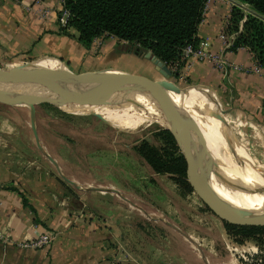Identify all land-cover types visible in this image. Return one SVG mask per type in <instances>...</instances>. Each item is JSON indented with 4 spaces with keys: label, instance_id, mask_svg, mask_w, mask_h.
Here are the masks:
<instances>
[{
    "label": "rangeland",
    "instance_id": "1",
    "mask_svg": "<svg viewBox=\"0 0 264 264\" xmlns=\"http://www.w3.org/2000/svg\"><path fill=\"white\" fill-rule=\"evenodd\" d=\"M231 3L233 5L232 1ZM106 38L107 43H119L115 38L104 36L95 40L93 47L100 46ZM144 59H146L144 55L141 56V60L144 61ZM52 60L67 67L76 75L101 69L107 76L117 81L128 80L125 75H119L120 72L135 79L139 78L142 82L163 79L157 72L148 73L143 71V68L135 72L134 56L107 64L96 62L97 64L93 65L81 61L74 64L63 59ZM37 63L38 61L31 63L25 61L19 64L0 62V70L9 71L17 67L37 66ZM51 71L60 70L43 69L35 75H44ZM108 71H115L118 74ZM178 72L172 73L168 79L169 83L180 89L187 90L193 87L210 90L219 102V109L227 117L225 126L231 131H229L230 137H224L219 154L231 163L240 165L242 172L253 173L264 187L262 134L249 123L247 117L237 114V111L234 112L233 106L227 104L210 87L191 84L183 71L180 73L182 78L179 77ZM20 81L11 83H20ZM25 81V83L28 82ZM0 108L15 127L11 139L13 144L21 148L29 158L40 160L55 173L60 174L58 170L60 169L62 173L69 176L68 179L73 178L83 182L80 186L82 190L103 191L104 196L110 199L109 202L112 204H119L117 195L123 199L121 201L122 216H125V220L138 225L135 227V239L132 238L131 241L140 251L152 253V263L253 264L249 255L257 253L256 242L246 240L238 244L228 236L225 227L231 223L230 219L216 213L209 206L202 195L199 180L189 181L188 190L181 189L168 175L155 174L154 182L149 180L151 169L131 147L142 139L157 143L152 133L169 129L164 118L153 120L142 117L135 111L137 107H131L129 104L116 110H96L95 113L91 112L94 110L87 109L73 110L87 113L78 114L70 111L72 109L60 107L55 102H45L35 106L33 117L28 107L12 106L9 110L6 105ZM196 119L197 125L207 139L209 127L207 128L206 120L197 115ZM216 120L217 118L212 121L211 126L218 125ZM32 125L35 126L41 149L38 147ZM224 129V126L218 127V131ZM180 136L182 141L178 142L177 146L181 154L185 155L188 148L197 149L186 137ZM232 142L239 143L237 153ZM215 143L216 140L213 145L211 143V152L216 150ZM226 169L228 170V166ZM88 182L89 185L86 186ZM210 184L219 199L228 207L238 209L236 203L234 204L230 199L231 197L238 203L230 189H226L225 185L220 186L213 180ZM73 189L75 190L74 199H76L79 192ZM135 207L143 208L147 216L142 211L140 213L135 210ZM140 229L145 234L140 233ZM144 236L149 246L143 244ZM129 245H131L130 242Z\"/></svg>",
    "mask_w": 264,
    "mask_h": 264
},
{
    "label": "crops",
    "instance_id": "2",
    "mask_svg": "<svg viewBox=\"0 0 264 264\" xmlns=\"http://www.w3.org/2000/svg\"><path fill=\"white\" fill-rule=\"evenodd\" d=\"M206 5L197 37L210 41L213 51H220L223 45L217 35L228 24L232 3L208 0ZM61 9L62 0H0V62L38 61V67L63 71L52 59L93 65L134 56L135 72L140 68L156 72L149 59L141 60L119 41L110 44L106 38L100 46L85 48L77 31L61 24ZM227 35L233 44L235 34ZM226 56L244 67L255 63L246 47L230 49ZM185 65L168 67L172 73L183 71L191 84L210 87L234 112L247 117L264 138V75L232 69L223 73L208 61L193 60ZM2 111L0 108V227L13 240L32 239L43 232H51L54 238L41 249H22L0 241V264H154L151 252L129 248L122 238V225L133 224L122 216L123 199L116 194L120 202L112 204L101 190L92 191L95 195L77 189L40 160L29 158L13 144L15 127ZM73 188L79 192L77 199ZM142 209L135 207L147 216Z\"/></svg>",
    "mask_w": 264,
    "mask_h": 264
},
{
    "label": "trees",
    "instance_id": "3",
    "mask_svg": "<svg viewBox=\"0 0 264 264\" xmlns=\"http://www.w3.org/2000/svg\"><path fill=\"white\" fill-rule=\"evenodd\" d=\"M207 1L62 0V9L68 11L65 27L74 28L78 41L87 49L96 38L113 36L138 56L149 51L166 65L181 66L185 62L183 48L199 41L197 31ZM236 1L248 11L236 4L231 6L225 27L227 34H235L231 49L248 48L256 62L264 66V0ZM152 136L157 143L142 139L132 145V150L149 166L152 174L168 175L181 189L188 190L189 181L195 179L199 171L196 151L188 148L185 155L181 154L177 144L182 138L174 129L154 131ZM150 177L154 182L153 175ZM230 222L225 227L228 236L238 244L254 240L258 251L249 255V259L253 264H264V224L246 219ZM136 226L122 225V238L129 248L134 246L131 240L135 239ZM144 238L143 244L147 245Z\"/></svg>",
    "mask_w": 264,
    "mask_h": 264
},
{
    "label": "bare ground",
    "instance_id": "4",
    "mask_svg": "<svg viewBox=\"0 0 264 264\" xmlns=\"http://www.w3.org/2000/svg\"><path fill=\"white\" fill-rule=\"evenodd\" d=\"M60 71H51L44 75H28L26 78L22 79L20 83H3L0 81V90L13 94L21 93L27 90L35 91L38 90L41 85L49 81L67 76L66 72ZM108 72L114 74L117 73L115 71ZM103 73L105 74V72ZM119 75H125L128 77V80H122L121 82L128 84L138 83V79H135L128 74L120 72ZM25 80L28 82L25 83ZM98 88L99 86L97 83L88 81L77 85L59 95H54L51 99V102H55L60 107L67 108L69 110L72 109L70 111L87 109L94 110L91 111L94 113L96 110H116L119 107H125V104H129L131 107H137L135 111L138 115L153 120L163 118V116L159 115L157 111L160 108L179 109L183 113L190 114L196 123V115L204 118L207 122V128L209 127L207 143L211 153L210 181L213 180L220 186L224 187L225 185L226 189H230L235 195L234 198L238 200V203L235 201V199H232L231 197L230 199L234 204L236 203V206L239 210L250 211L253 214L264 213V194L257 193L260 191L264 192V187L254 177L253 173L250 174L242 172L240 165L238 166L234 163H231L221 156V154H219L221 145H223L224 142V137L229 138L231 131L229 128H226L225 121L227 117L219 109V102L217 101L214 94L210 92V90L192 87L187 89L185 93H175L164 89L162 86H159L155 87L153 90H141L139 92L132 89L129 91V94L122 92V95L134 98L143 105L137 106L134 103L126 101L123 96H121V94L111 97L101 95ZM73 112L78 114H87L80 111ZM215 118H217L216 121L218 122V125L211 126L212 121ZM223 126L225 129L223 131H218V127ZM186 137L194 144V146H196V148L199 147L198 130L193 129L188 131ZM215 140L216 150L211 152V143L213 145ZM238 144L237 142L236 144L233 143L236 153ZM195 151L198 155L197 149ZM227 166L228 170L226 169Z\"/></svg>",
    "mask_w": 264,
    "mask_h": 264
},
{
    "label": "water",
    "instance_id": "5",
    "mask_svg": "<svg viewBox=\"0 0 264 264\" xmlns=\"http://www.w3.org/2000/svg\"><path fill=\"white\" fill-rule=\"evenodd\" d=\"M144 58L149 59L153 65V69L163 77V79L150 82H142L138 79L137 84H128L121 81H117L106 74L102 70L88 71L79 75L72 73L67 67L61 65V69L67 73L66 77L55 79L49 81L43 85L38 90H27L21 93H7L0 90V103L10 105V106H24L30 109L32 117L35 114V106L45 102H51V99L54 95H59L67 90L72 89L73 87L80 85L82 83L91 81L95 82L99 86V93L105 96H115L120 95L123 98L131 103H134L137 106H143L141 103L136 101L134 98L127 97L122 95V92L129 94V91L134 89L139 92L141 90H153L155 87L162 86L168 91L175 93H185L186 89H180L175 85L169 83L168 79L172 75L171 69L163 63L161 60L154 57L151 52L147 51L144 54ZM43 68L38 66H25L17 67L9 71L0 70V81L3 83H11L17 80H22L28 75H33L39 71H42ZM159 115H162L163 118L168 123L169 129L176 130L180 135L186 137L188 131L196 129L199 131V147L197 148L198 152V165L199 171L198 175L193 180H199L200 186L202 189V195L209 206L218 214L227 217L230 219H246L259 224H264V213L253 214L250 211H244L239 209H233L228 207L221 199H219L211 187L210 184V168H211V153L208 148V143L205 135L197 125L194 118L188 114L183 113L176 108H160L157 110ZM32 130L34 136L38 142V147L41 149L39 143V138L35 130V126L32 125ZM187 139V137H186ZM188 140V139H187ZM189 141V140H188ZM188 150V149H187ZM196 150V149H195ZM51 162L54 161L49 158ZM60 175L62 178L75 186L77 189H81L80 185H77L75 182L69 180L61 171ZM258 194H264L263 191L257 192ZM190 239L189 237H187ZM191 240V239H190ZM192 241V240H191ZM196 245V244H195ZM198 247V245H196ZM203 254L201 253V256ZM203 259L205 258L202 256Z\"/></svg>",
    "mask_w": 264,
    "mask_h": 264
},
{
    "label": "built area",
    "instance_id": "6",
    "mask_svg": "<svg viewBox=\"0 0 264 264\" xmlns=\"http://www.w3.org/2000/svg\"><path fill=\"white\" fill-rule=\"evenodd\" d=\"M231 1L233 2V4H236L240 6L241 8H243L244 10H247L245 5L240 4L235 0H231ZM206 9H207V5H205L204 12H203L204 14L206 12ZM60 13H61L60 22L63 26H65L67 18H68V11L61 9ZM45 15H47V12H45ZM108 37L115 38L113 36H108ZM217 38L222 42V45H223V48L220 51H213L211 48L210 41L208 40H200L195 45L193 44L186 45L182 50V57L186 63L185 66H187V63L193 60L208 61L216 69H218L219 71L223 73L227 72L228 69H232V70H244L247 73H253L257 75H264V66L258 64L255 59H254L255 63H253V65L249 67H244V66L235 64L234 62H230L227 59L226 52L231 49L232 44L229 40V35H227L225 30H222L217 35ZM119 42L123 43L122 41H119ZM180 73L181 72L179 71L178 72L179 77L182 78ZM53 238L54 236L51 232H43V233L38 234L32 239L13 240L0 227V241L5 244L6 243L14 244L17 247L22 248V249H41L47 246L52 241ZM110 264H113V263H110Z\"/></svg>",
    "mask_w": 264,
    "mask_h": 264
}]
</instances>
